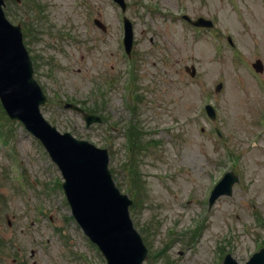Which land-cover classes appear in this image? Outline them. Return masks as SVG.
Here are the masks:
<instances>
[{"label": "rangeland", "instance_id": "obj_1", "mask_svg": "<svg viewBox=\"0 0 264 264\" xmlns=\"http://www.w3.org/2000/svg\"><path fill=\"white\" fill-rule=\"evenodd\" d=\"M126 1L125 12L112 0L13 4L8 17L21 24L48 96L43 115L60 132L108 149L116 185L139 202L130 213L149 248L143 264H216L228 251L246 262L264 242V68L252 67L257 58L264 66V0ZM183 13L214 26L193 27ZM125 14L132 56L122 43ZM192 64L194 77L185 69ZM70 100L96 107L106 120L87 126L63 106ZM206 102L216 120L207 117ZM131 104L135 163L127 164ZM3 118L0 264H106L70 214L56 163L19 121ZM135 167L141 173L131 181ZM227 170L239 175L233 193L209 209L212 185ZM161 249L164 257L154 256Z\"/></svg>", "mask_w": 264, "mask_h": 264}, {"label": "water", "instance_id": "obj_2", "mask_svg": "<svg viewBox=\"0 0 264 264\" xmlns=\"http://www.w3.org/2000/svg\"><path fill=\"white\" fill-rule=\"evenodd\" d=\"M125 8L124 0H118ZM0 0V97L6 111L12 118H19L44 144L65 176L64 192L67 194L77 222L85 233L101 248L108 264H142L147 248L141 235L132 224L128 207L132 201L121 194L108 168L106 149L96 147L87 140H79L69 132L60 133L50 125L40 111V104L46 96L39 83L33 78L32 61L23 45L19 25L10 24ZM188 18L187 16H185ZM201 26H212L213 22L200 17L191 20ZM131 41V33L128 42ZM262 69L260 61L254 64ZM189 67H187L188 69ZM192 67L191 74L195 75ZM219 83L217 89L221 87ZM81 110L78 106L66 104ZM208 114L214 118L213 107L208 105ZM84 113L87 124L100 121L98 115ZM212 194L211 203L220 195L231 194L232 185L238 176L225 174ZM222 264H239L230 254ZM247 264H264V249L256 253Z\"/></svg>", "mask_w": 264, "mask_h": 264}]
</instances>
